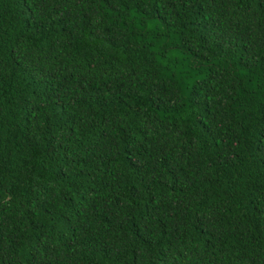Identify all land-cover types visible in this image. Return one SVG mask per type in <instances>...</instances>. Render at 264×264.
<instances>
[{
    "label": "trees",
    "instance_id": "obj_1",
    "mask_svg": "<svg viewBox=\"0 0 264 264\" xmlns=\"http://www.w3.org/2000/svg\"><path fill=\"white\" fill-rule=\"evenodd\" d=\"M0 264H264V0H0Z\"/></svg>",
    "mask_w": 264,
    "mask_h": 264
}]
</instances>
